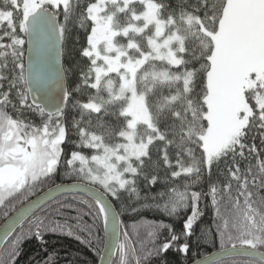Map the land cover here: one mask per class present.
I'll return each mask as SVG.
<instances>
[{"label":"snow or ice","instance_id":"obj_1","mask_svg":"<svg viewBox=\"0 0 264 264\" xmlns=\"http://www.w3.org/2000/svg\"><path fill=\"white\" fill-rule=\"evenodd\" d=\"M167 7L162 0H0V207L7 217L14 202L23 205L4 226L3 238H13L0 264H15L25 239L43 244L46 233L65 228L73 235L72 226L53 218L65 207L76 211L75 227L85 234L76 239L89 247L102 242L97 249L101 264H112L105 260V250L117 256V264H132L130 257L143 264L154 251L177 245L181 237L163 222L133 225L136 233L145 230L147 243L155 244L160 230L169 231L154 248L141 242L144 254L136 256L121 219V192L139 198L136 177L144 174L153 185L159 179L144 173L146 160L154 169L162 162L173 181L185 177L182 185L161 192L162 202L156 204L169 216L190 204L183 223L185 242L177 247L185 255L187 239L202 215V193L189 189L201 180L202 170L210 174L223 161V189L209 186L216 217L222 220L216 225L220 248L196 264H223L222 258L235 255L248 257L246 264H264V195L259 194L264 158L254 142L246 143L248 133L256 130L264 144V0H196L194 5L180 0L175 10ZM74 17L86 32L81 55L89 63L81 72L82 86L96 90L77 106L82 117L83 110L100 114L113 109L120 123L92 128L89 120L86 128L77 122L78 147L95 154L71 152L63 163L80 183L55 184L45 191L44 184L61 164L67 134L62 105L56 103L54 110L48 105L53 103L50 88L63 85L61 47ZM26 44L32 54L27 64ZM70 95L62 88L63 102ZM23 111L38 113L41 124L22 118ZM154 144L163 147L152 161ZM170 146L176 149L175 165ZM250 156L255 163L242 171L237 157ZM70 190L81 194L73 197L74 204L57 200V194ZM225 196L230 220L220 212ZM86 216L90 224L84 222ZM201 239L207 241L208 233L202 232ZM45 264H54L53 258Z\"/></svg>","mask_w":264,"mask_h":264},{"label":"trees","instance_id":"obj_2","mask_svg":"<svg viewBox=\"0 0 264 264\" xmlns=\"http://www.w3.org/2000/svg\"><path fill=\"white\" fill-rule=\"evenodd\" d=\"M84 3H87L88 0H83ZM155 2H160V0H155ZM162 2L167 5V11L175 10L177 5L180 3V0H162ZM196 0H187L188 5H194ZM61 22H63V17H60ZM2 35V33H0ZM4 42H7L6 40ZM86 45V32L85 29L81 28L76 22L75 17L71 19L67 24V32L65 39L62 44V68L65 76L66 88L69 91L70 99L65 102L64 114L62 117V122L65 124L67 129V134L62 147V161L51 180L47 181L44 184V190L47 188L61 183H68L79 181L76 178H73L69 175L66 170L63 160H66L71 152L80 151L82 154L90 157L94 154V150L88 149L86 147H78L80 143L79 134L76 129V123L79 122L80 127H89L88 121H92V128H95L97 124L103 123L105 126L115 127L118 126L120 121L112 113L113 109H109L107 113H91L89 114L87 110H83V117L81 115L82 109L77 106V102L86 103L90 95H95L96 90L85 88L82 86L81 81V72L82 70H87L88 60L81 55L82 48ZM199 84V81H198ZM81 86V90L77 92L75 89L77 86ZM6 87V85H5ZM199 88H197V91ZM167 89H165V93ZM11 111V109H9ZM22 118L32 121L36 125L41 124V118L38 113H32L30 111H23ZM163 129L164 124H161ZM255 138V139H253ZM255 143L257 148L260 149V157L264 158V144L260 142V135L256 130H252L248 133L246 143L252 144ZM163 145L154 144L151 146V156L152 161L157 160L158 156H161L162 153L157 152V148H161ZM194 147V146H193ZM169 157L175 165V147L170 146L168 149ZM196 154L199 155V151L196 150ZM247 155V154H246ZM240 168L243 171L249 166V163L254 164V157L250 156L247 159H240L237 157ZM225 163L221 161L218 165H213L211 172L207 170H202L201 180L194 184L189 191H197L202 193L199 200V209L202 215L198 218L197 222L193 228V234L188 237L187 243L189 244V251L185 255L177 251L179 243H184L185 239L183 234V223L186 220L187 216L191 213V206H189L178 214L169 216L161 211L156 209V204L161 203L159 194L166 191L167 188L173 186L174 184L182 185L185 183V177L181 176L175 181L172 180L170 176L171 169H168L161 162L158 168H153L150 161L145 162L144 173L149 175L155 174L158 176V181L153 185L150 184L146 179L144 174L136 177L135 188L136 192L139 195L137 198L136 195L131 194L128 191H122L120 201L117 204H123L125 210L121 214V219L123 220L124 225L127 226V231L130 233V243L132 247L136 250V256H142L144 254L142 243L144 242V247L154 248L158 246L159 243H162L169 236V231L167 228L160 230L158 240L155 244L147 243V236L144 229H141L139 233L133 231V225L139 224H151V223H160L163 222L166 225H169L174 232L179 235L180 241L177 245H174L166 252L153 254L146 260L143 261V264H190L191 262L213 252L217 251L220 248V243L218 238H216V225L221 224L222 220L216 217V209L212 206L211 196L209 195V186L210 184L215 183L219 188L223 189V185L226 182V175L224 174ZM131 178V177H130ZM37 194H40L38 192ZM235 193L233 192V195ZM260 195H264V189L260 190ZM76 196L80 198V195H67L58 197L57 200L64 201L65 203L74 204L73 197ZM35 196L30 197L32 199ZM27 201H25L26 203ZM15 203V210L9 208L8 216H4L3 212L5 209L0 207V224L4 222L14 211L22 206L20 202ZM76 206V205H74ZM78 207V206H76ZM135 209V211L133 210ZM220 212L224 217L231 219L230 205L226 203V196L224 200L220 202ZM77 213L72 208L65 207L61 210L58 216H54L55 220H58L60 223H67L72 226L71 231L73 235H68V228H65L64 232H48L44 236V243L38 242L34 237L25 239L20 245L19 255L15 261V264H45L49 256L54 260V264H98L100 252L97 249L102 248L101 244H96L93 241L94 247H89L88 244L81 243L80 240L76 239L77 235L84 236V233H81L76 225ZM85 223H91L90 217H84ZM25 228L27 225L25 224ZM18 228L16 231L18 232ZM125 229H122V231ZM208 233L207 241L201 239V233ZM98 235L103 237V231H99ZM11 237L2 250L0 251V258H5L4 254L9 248ZM226 247L230 245L226 244ZM264 250V249H262ZM130 259H132L130 257ZM248 259L246 258H234L224 260L223 264H246ZM112 264H117V256L114 257ZM132 264H134L132 260Z\"/></svg>","mask_w":264,"mask_h":264},{"label":"water","instance_id":"obj_3","mask_svg":"<svg viewBox=\"0 0 264 264\" xmlns=\"http://www.w3.org/2000/svg\"><path fill=\"white\" fill-rule=\"evenodd\" d=\"M61 51H62V49H61ZM32 54L28 51V45L26 44L25 45V63L27 64V62H28V60H29V58H30V56H31ZM61 55H62V52H61ZM60 66H61V68H62V61H61V59H60ZM62 70H63V68H62ZM62 78H63V85H62V88L63 89H66L67 90V88H66V82H65V76H64V72L62 71ZM62 88H55L54 90L53 89H51L50 88V90H51V92H52V100H53V103L52 104H49L48 105V107L49 108H52L53 110H54V105L56 104V103H60L61 105H62V107H63V109H64V106H65V102H63L62 101ZM39 95H43V93H39ZM74 183H80V181H74V182H68V183H61V184H63L64 186H70V185H72V184H74ZM54 186V185H53ZM53 186H51V187H53ZM47 190V189H46ZM45 190V191H46ZM41 194V193H40ZM39 195V194H38ZM67 195H81V194H79V193H77V192H75L74 190H70V191H68V192H65V193H63V194H57V197L56 198H58V197H61V196H67ZM33 200L35 199V197H33L32 198ZM23 206V205H22ZM21 206V207H22ZM20 207V208H21ZM20 208H18L17 210H19ZM15 212L16 211H14L1 225H0V251L2 250V248L4 247V245L6 244V242L11 238V237H9L7 240H5L3 237H4V226L9 222V220L12 218V217H14L15 216ZM19 227H17L16 228V230L18 229ZM132 246V245H131ZM217 251H219V250H217ZM217 251H213V252H217ZM213 252H211V253H209V254H207V255H210V254H212ZM103 256H104V258H105V260L107 261V260H111V261H113V259H114V257H115V255H110V253H109V251L108 250H105V251H103ZM206 256V255H205ZM204 257V256H203ZM203 257H201V258H199V259H197L196 261H194V262H192V263H190V264H196V262L197 261H199L200 259H202ZM132 258V260H133V262H134V264H135V257H131ZM234 258H246V259H249L248 257H245V256H242V255H235V256H231V257H224V258H222L223 259V261L224 260H228V259H234ZM98 264H101V260H100V258H99V261H98Z\"/></svg>","mask_w":264,"mask_h":264},{"label":"rangeland","instance_id":"obj_4","mask_svg":"<svg viewBox=\"0 0 264 264\" xmlns=\"http://www.w3.org/2000/svg\"><path fill=\"white\" fill-rule=\"evenodd\" d=\"M113 77L115 76V74H111ZM95 154V153H94ZM125 178H128V179H130V176L128 175V174H125ZM90 186H92V185H90Z\"/></svg>","mask_w":264,"mask_h":264},{"label":"bare ground","instance_id":"obj_5","mask_svg":"<svg viewBox=\"0 0 264 264\" xmlns=\"http://www.w3.org/2000/svg\"><path fill=\"white\" fill-rule=\"evenodd\" d=\"M2 223H3V222H2ZM2 223H1V224H2ZM1 224H0V225H1ZM102 246H103V245H102ZM100 256H101V253H100ZM100 256H99V258H100ZM195 261H196V260H195ZM193 262H194V261H193ZM191 263H192V262H191Z\"/></svg>","mask_w":264,"mask_h":264}]
</instances>
